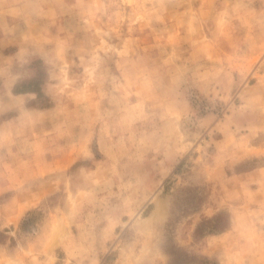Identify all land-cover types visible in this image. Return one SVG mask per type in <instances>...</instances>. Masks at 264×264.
Listing matches in <instances>:
<instances>
[{
    "label": "rangeland",
    "instance_id": "obj_1",
    "mask_svg": "<svg viewBox=\"0 0 264 264\" xmlns=\"http://www.w3.org/2000/svg\"><path fill=\"white\" fill-rule=\"evenodd\" d=\"M0 264H264V0H0Z\"/></svg>",
    "mask_w": 264,
    "mask_h": 264
}]
</instances>
